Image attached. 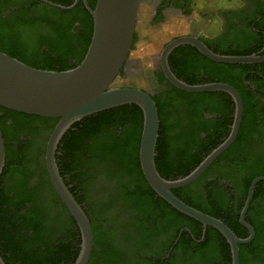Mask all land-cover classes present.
<instances>
[{
	"label": "trees",
	"instance_id": "trees-1",
	"mask_svg": "<svg viewBox=\"0 0 264 264\" xmlns=\"http://www.w3.org/2000/svg\"><path fill=\"white\" fill-rule=\"evenodd\" d=\"M48 1L64 7L73 2ZM94 5L89 3L92 9ZM82 6L79 2L70 10H61L40 0H19L9 14H0V52L40 70L76 67L93 32L92 17L85 8L80 9ZM175 52L169 56L170 69L189 85L220 82L232 86L231 72L250 67L217 64L196 51L202 62L184 69L173 60ZM219 54L251 55L243 49ZM172 91L181 96L171 99L183 101L189 116L202 117L205 112L216 118L213 134L203 126L198 128L205 137L199 140L195 153L188 148L168 147L161 105L152 97L159 115L154 164L166 180L189 174L227 137L234 111L233 101L224 92L186 93L174 87ZM57 121L0 107V131L5 145L0 175V256L5 264H67L74 263L78 256L81 241L76 239V222L54 193L44 158H35L30 149L12 146L14 142L22 146L18 137H28L32 129H40L47 140ZM142 122L138 106H119L74 123L57 146L55 160L61 178L66 174L73 179L83 201L92 204L84 211L93 233L87 264H231L229 245L216 229L207 226L200 242L201 223L175 210L147 184L139 163ZM243 125L242 117L234 144L215 162L231 155L242 139ZM251 180L245 184V197ZM262 185L256 184L252 199L259 195ZM186 187L172 193L190 207L221 220L238 238L248 236L238 222V211L234 217L223 216L220 209L199 205L184 196ZM77 203L80 205V201ZM254 230L252 242L239 245V264H264V232Z\"/></svg>",
	"mask_w": 264,
	"mask_h": 264
},
{
	"label": "water",
	"instance_id": "water-1",
	"mask_svg": "<svg viewBox=\"0 0 264 264\" xmlns=\"http://www.w3.org/2000/svg\"><path fill=\"white\" fill-rule=\"evenodd\" d=\"M43 2L61 10L72 9L79 0L68 7ZM84 4L92 17L93 32L81 62L65 71H48L29 67L0 52V107L41 118L57 119L45 149V165L50 183L60 201L76 222L80 234V250L73 264H87L93 247L91 224L83 208L65 186L55 160L57 146L64 133L81 119L116 108L134 104L142 111L143 122L139 143L141 172L153 192L180 213L216 229L230 249L231 264H239V245L248 244L254 237L253 228L244 221L258 178L249 187L239 222L249 232L247 238H238L221 220L190 207L178 199L172 190L186 187L202 173L235 141L242 118V101L237 91L224 83L189 85L173 75L167 57L180 45H191L214 63L248 65L264 62V55L231 56L216 54L201 41L180 37L170 42L159 55L160 66L166 80L186 93L224 92L234 103L232 124L228 136L214 148L189 174L175 180H166L154 164L158 138L159 115L156 103L144 90L113 86L131 51L133 34L141 0H96L94 8ZM5 163V145L0 131V175ZM204 233V232H203ZM204 235V234H203ZM0 264H5L0 256Z\"/></svg>",
	"mask_w": 264,
	"mask_h": 264
},
{
	"label": "flooded vegetation",
	"instance_id": "flooded-vegetation-1",
	"mask_svg": "<svg viewBox=\"0 0 264 264\" xmlns=\"http://www.w3.org/2000/svg\"><path fill=\"white\" fill-rule=\"evenodd\" d=\"M18 1L0 0V14H2V17L9 14V11L15 8ZM225 1L227 3L226 7H222L215 12L218 20L216 31H210V28L207 29L205 25L206 14L201 12L195 14L193 0L140 1L131 51L113 86L138 88L157 99L162 109L161 119L167 129L165 138L168 147L175 149L188 148L191 153H195L199 140L205 137V133L200 132L198 128L203 126V129H207L209 133L213 134L215 132L213 120H215L216 115H208L204 112L202 117L196 114L189 116L184 111L183 101L179 103V100L173 101L171 99V97H177L176 99H178L181 95L172 91L174 86L164 77L159 60L162 49L175 39L192 37L201 41L212 52L216 51V54L243 49L250 51L251 55H264V0ZM48 2L52 3L51 1ZM79 2L83 4L80 9H86L84 1L79 0ZM90 2L95 3L96 0H85L88 6ZM43 4L54 7L45 2ZM137 49L140 51L150 49L152 52L149 55L137 56L130 60L132 52L138 51ZM174 51L177 52L173 54V60L178 62L176 64L181 65L184 69H187L189 64L199 65L202 62L201 57L196 53V51H199L195 47L180 45L172 49L167 57L169 69V56ZM248 66L250 67L243 72H231L234 82L231 87L237 91L242 101V117L244 120V129L241 132L242 139L233 147L231 155L223 158V160L214 161L197 181L184 189V196L199 205L213 206L220 209L223 216L234 217L238 211L240 217L247 199V196L243 195L247 180L252 178L251 185L254 180L264 178V62L248 64ZM216 68L214 65L212 70L215 71ZM183 71L188 75H193L190 70ZM45 139L46 136L42 134L40 129H32L28 137H18V140L23 142L22 146L15 142L12 146L15 149H30L35 158H44L45 160L48 138ZM62 176L69 192L73 194L77 201H80L84 211H87L92 204L83 201L82 192L75 189L73 179L66 174ZM258 182L263 183L261 191L256 198L252 199L256 189L254 187L251 201L244 214V221L250 226L252 224L253 230L256 228L264 232V180ZM27 205L25 204L26 207ZM240 226L243 230H246L249 236L248 230L243 225L240 224ZM198 229L202 230L201 242L204 239L203 234H205L206 227L201 225ZM76 239L81 241L79 230ZM67 264L73 263L70 261Z\"/></svg>",
	"mask_w": 264,
	"mask_h": 264
},
{
	"label": "rangeland",
	"instance_id": "rangeland-1",
	"mask_svg": "<svg viewBox=\"0 0 264 264\" xmlns=\"http://www.w3.org/2000/svg\"><path fill=\"white\" fill-rule=\"evenodd\" d=\"M227 3L225 0H193V11L195 14L197 12H201L206 14L205 25L210 28V31H216L218 20L216 18L215 12L218 11L222 7H226ZM132 52L130 56V60L136 58L141 55H149L152 52L150 49H144L140 51Z\"/></svg>",
	"mask_w": 264,
	"mask_h": 264
}]
</instances>
